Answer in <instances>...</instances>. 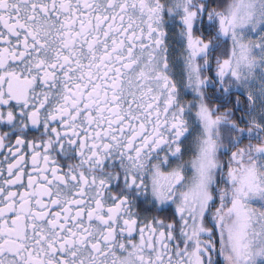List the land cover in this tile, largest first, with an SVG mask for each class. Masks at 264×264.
Here are the masks:
<instances>
[{
  "label": "snow or ice",
  "instance_id": "1",
  "mask_svg": "<svg viewBox=\"0 0 264 264\" xmlns=\"http://www.w3.org/2000/svg\"><path fill=\"white\" fill-rule=\"evenodd\" d=\"M0 264H264V0H0Z\"/></svg>",
  "mask_w": 264,
  "mask_h": 264
}]
</instances>
